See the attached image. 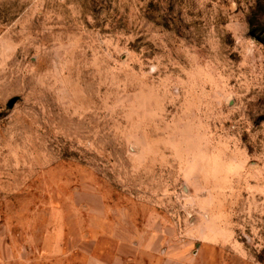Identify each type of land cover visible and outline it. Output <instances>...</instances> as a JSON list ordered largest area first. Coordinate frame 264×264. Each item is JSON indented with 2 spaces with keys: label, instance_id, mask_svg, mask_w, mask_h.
I'll list each match as a JSON object with an SVG mask.
<instances>
[{
  "label": "rangeland",
  "instance_id": "374dc122",
  "mask_svg": "<svg viewBox=\"0 0 264 264\" xmlns=\"http://www.w3.org/2000/svg\"><path fill=\"white\" fill-rule=\"evenodd\" d=\"M143 236L264 264V0H0V264Z\"/></svg>",
  "mask_w": 264,
  "mask_h": 264
},
{
  "label": "crops",
  "instance_id": "0c3cea01",
  "mask_svg": "<svg viewBox=\"0 0 264 264\" xmlns=\"http://www.w3.org/2000/svg\"><path fill=\"white\" fill-rule=\"evenodd\" d=\"M159 240L160 238L143 236L137 242L111 243L107 254L94 255L91 251L87 252L83 264H173L172 252L168 248L170 243L162 244ZM12 261L10 256L5 264H13ZM20 264L29 262L25 257L21 258Z\"/></svg>",
  "mask_w": 264,
  "mask_h": 264
},
{
  "label": "water",
  "instance_id": "95a60500",
  "mask_svg": "<svg viewBox=\"0 0 264 264\" xmlns=\"http://www.w3.org/2000/svg\"><path fill=\"white\" fill-rule=\"evenodd\" d=\"M19 99V97H13L9 100L8 102V107H13V105L15 104V102Z\"/></svg>",
  "mask_w": 264,
  "mask_h": 264
}]
</instances>
